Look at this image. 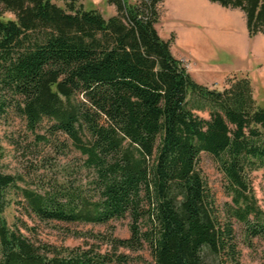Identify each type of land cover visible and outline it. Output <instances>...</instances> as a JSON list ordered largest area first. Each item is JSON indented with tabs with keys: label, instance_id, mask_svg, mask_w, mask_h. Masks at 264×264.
<instances>
[{
	"label": "trees",
	"instance_id": "16d2710c",
	"mask_svg": "<svg viewBox=\"0 0 264 264\" xmlns=\"http://www.w3.org/2000/svg\"><path fill=\"white\" fill-rule=\"evenodd\" d=\"M59 1L0 0V118L20 117L41 155L28 180L0 172V264H126L117 250L145 245L154 264H239L233 222L264 237L251 184L264 170V107L249 79L220 91L197 83L157 32L165 0H106L109 18ZM209 1L241 10L249 37L264 34V0ZM202 153L223 175L222 211ZM12 202L41 222L128 217L130 235L77 233L99 242L87 248L41 243L26 224L8 226Z\"/></svg>",
	"mask_w": 264,
	"mask_h": 264
},
{
	"label": "rangeland",
	"instance_id": "374dc122",
	"mask_svg": "<svg viewBox=\"0 0 264 264\" xmlns=\"http://www.w3.org/2000/svg\"><path fill=\"white\" fill-rule=\"evenodd\" d=\"M51 1L58 6H64L59 0ZM80 4L85 10L97 9L104 18L115 15V7L106 0H82ZM157 8L158 34L162 39L171 42L173 56L183 63L197 83L220 91L228 86V79L247 77L253 89V97L258 105L264 107V34L249 37L245 15L241 10L223 8L209 0H165ZM5 17L10 15L6 14ZM197 115L203 118L208 116L206 112H197ZM64 139L60 137L59 140ZM30 145H34L33 137L27 134L20 117L10 112L0 118V172L30 179L31 165L39 163L41 159V155L38 156ZM44 152L47 153L48 148ZM70 155L74 156V151ZM60 157L57 159L61 164L64 161ZM199 166L217 209L222 211L224 204L230 201L224 192L223 175L214 158L208 154L200 155ZM251 184L258 205L264 211V170L251 174ZM20 185L26 186L25 183ZM11 199L22 201L15 195ZM4 218L10 227L26 224L30 230H22V233L27 237L57 247L87 248L86 243H99L78 237L77 233L113 232L115 237L121 239L130 235L128 217L112 220L107 225L41 222L25 214L22 206L12 202L4 211ZM233 227L239 264H264V237L248 238L243 225L237 222H233ZM100 251L111 253L112 249L107 244H100ZM117 253L129 258L126 264H154L150 249L146 245L139 251L120 248ZM219 261L217 259L213 264H218Z\"/></svg>",
	"mask_w": 264,
	"mask_h": 264
},
{
	"label": "crops",
	"instance_id": "0c3cea01",
	"mask_svg": "<svg viewBox=\"0 0 264 264\" xmlns=\"http://www.w3.org/2000/svg\"><path fill=\"white\" fill-rule=\"evenodd\" d=\"M245 19V18H244ZM245 26H246V20H245ZM246 30H247V28H246ZM248 33V32H247ZM258 35H262V34H258Z\"/></svg>",
	"mask_w": 264,
	"mask_h": 264
},
{
	"label": "bare ground",
	"instance_id": "6f19581e",
	"mask_svg": "<svg viewBox=\"0 0 264 264\" xmlns=\"http://www.w3.org/2000/svg\"><path fill=\"white\" fill-rule=\"evenodd\" d=\"M187 2V1H186Z\"/></svg>",
	"mask_w": 264,
	"mask_h": 264
}]
</instances>
